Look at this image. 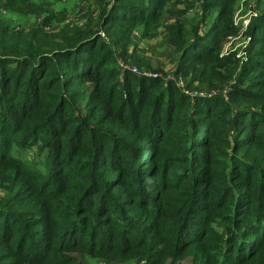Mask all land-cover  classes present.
Segmentation results:
<instances>
[{
	"label": "rangeland",
	"instance_id": "374dc122",
	"mask_svg": "<svg viewBox=\"0 0 264 264\" xmlns=\"http://www.w3.org/2000/svg\"><path fill=\"white\" fill-rule=\"evenodd\" d=\"M138 1L143 2L144 6L162 2V7L158 12L152 9L151 13L144 15H137L129 9L116 11L111 19L119 20L113 22L109 29H100L99 8L89 0H0L2 66L8 68L12 61L7 59L15 60L4 54L22 52L14 48L15 40L20 46L32 41L38 47H49L54 35L59 37L60 33L72 30L84 34L94 32L95 37H99L97 40L103 42L109 61L100 65L99 74L110 73L111 80L101 81L92 77L82 85L79 97L74 100L77 116L84 117L90 111H95L92 119L94 128L98 126V121L110 114L115 117L120 114L127 124L111 121L115 133L124 134L129 142L136 138L137 144L144 146L150 137L154 139L156 133L147 129L152 118L151 108L132 103V113L124 112L130 103L125 90L118 86L137 79L147 87L159 80L161 85L152 91L153 100L149 105L154 104V98H158L160 92L168 95L165 94L161 114L153 117V120L160 122L158 127L162 131L166 129L171 132V138H168L171 143L162 148L163 157L170 159L165 162L163 159L160 165L157 163L160 167H155L154 171L147 169L145 176L140 178L145 184L144 191L148 192L146 205L127 207L122 221L117 220L118 214L112 215V210L104 213L111 217L110 226L103 228L106 237L97 235L93 241L98 244L100 240L105 244L99 250L104 256L102 259L97 253L89 255L85 248L65 252L64 255L73 258L77 264H237L249 257L248 264H260L264 254V205L256 202L250 205V201L246 204L245 199H240L252 198V193L247 194L243 188L264 183V90L255 88L263 80L259 75L261 68L256 63L262 60L253 55L256 44L251 45L249 35L250 25L258 16L256 11H251V6L256 5L258 0H238L234 4L232 22L235 35L222 37L218 54L219 60L232 59V64L225 63L214 73H207L201 78H198L201 71L215 66V63H204L201 59L190 64L189 73L181 71L182 74H177L182 66L179 59L183 53L172 47L171 41L183 43L186 39L181 38V34H175L178 23L187 28L188 42L196 40L194 30L202 17L204 20L198 32L200 38L206 40L213 36L216 26L212 25L211 9L206 8L209 0H179L182 1L180 5L175 4L177 0L123 2L131 5ZM153 15L155 19L151 20ZM139 16L150 19L148 25L153 30L146 27L144 20L135 19ZM257 37L262 38L263 32L257 31ZM220 38L217 35L216 39ZM197 51L198 47L195 49ZM250 56L256 60L254 64L249 63ZM247 65L252 66L249 67L250 71L246 69ZM68 75L67 72L65 76ZM100 82L103 87L98 91L96 88ZM236 87L240 89L235 90ZM110 91L114 92V96L110 95ZM52 93L56 95L54 91ZM169 96L173 101L168 99ZM54 102L55 99L53 103L47 101V106ZM239 107L248 108L256 115L252 116V120H247L244 115L238 117ZM45 109L50 108L45 106ZM165 111L167 115H164ZM14 118L18 119V115ZM23 122L20 120L19 126L7 121L0 124V155L6 150L5 155L14 171L11 174L9 167L0 163V206L11 197L16 201L18 197L15 195L22 186L24 193L21 201L42 210L38 213L40 225L29 232L41 234V243L45 247H64L60 240L55 241L51 237L47 240L44 234L57 232L53 229V220L68 225L69 219L65 220L57 212H76L77 202L83 198L84 207L79 208L82 215L78 216H88L85 205L89 197L87 199L86 196L89 194L91 197L95 192L88 193L90 179L87 172L76 168L81 163L88 166L89 161L84 154L78 158L82 157L80 161L72 165V161L68 160L67 163V158L54 161L40 142V130L31 129L27 133L24 129L16 133V128H21ZM182 122L185 125H180ZM196 125H199L197 129ZM127 127L133 128V135L126 134ZM205 136L209 139L202 147ZM242 140L245 142L242 143ZM202 155L213 164L205 163ZM157 168L161 170L157 171ZM205 168L213 173L214 187L203 188L200 192H203L202 196L204 192H210L214 199L210 205L202 201L203 205L190 207L187 201L190 195L187 186L189 178L192 173L200 175ZM153 172H157L154 178ZM15 175L19 178L15 189L4 184L3 176ZM104 180L109 183L110 178ZM40 190L44 191L38 197L36 194ZM230 196L239 199L235 201L229 199ZM248 205L253 209L250 213L247 211ZM68 208L73 210L69 211ZM186 216L190 218L187 226L184 225L186 220L183 223ZM33 218L23 217L22 220L30 222ZM90 228L83 240L78 238V243L88 245L92 233ZM58 233L68 235L62 231ZM110 242L116 248L112 252ZM227 248V254L223 255ZM2 249L3 245H0V251ZM253 250L258 252L255 257ZM33 252L34 256L42 253L36 250L29 251L27 255Z\"/></svg>",
	"mask_w": 264,
	"mask_h": 264
},
{
	"label": "trees",
	"instance_id": "16d2710c",
	"mask_svg": "<svg viewBox=\"0 0 264 264\" xmlns=\"http://www.w3.org/2000/svg\"><path fill=\"white\" fill-rule=\"evenodd\" d=\"M94 2L99 8V28L107 29L113 22L118 21V18L111 19L112 15L116 11L122 9H129L137 15H144L149 13L152 9L158 12L162 7V2H156L153 5L144 6V3L138 1L135 4H124L125 0H89ZM166 1V0H164ZM238 0H209L206 5L207 9H211L212 25L216 26L213 36L202 39L198 34L201 28L204 17L200 19L198 27L194 30V41L188 42L187 28L183 27L181 23L175 34H181V38L185 37V41L173 42L172 47L176 48L179 53H183L179 59V65L181 68L177 70V74L182 72H188L190 64L203 60L204 63H215V66H208L201 71L198 78L204 77L207 73H214V70L221 68V65L227 63L232 64V59H218L220 50V41L222 37H230L235 35V29L233 27L232 15L233 6ZM174 2V1H173ZM178 2V3H177ZM177 0L175 4L180 5ZM151 13V12H150ZM143 17V16H142ZM141 16L135 18L136 20H144V24L148 28L149 20H154V15L150 19L142 18ZM123 18H121L122 20ZM143 23V22H142ZM110 28V27H109ZM108 28V29H109ZM249 35L252 38V44H256V48L252 50L254 56L257 59H261L262 62H256L261 68L259 75L263 78L261 82L257 84L255 88L264 90V14L255 19L249 28ZM153 30V28H152ZM257 31L263 32L262 38H255ZM217 35L221 37L216 39ZM94 32H87L86 34L75 32L72 30H66L60 33L59 37L53 36V42L49 47H38L34 45V42L27 41L23 43V46L17 45L15 40V49H21L22 52H15L12 54H4L5 57H12L15 60H10V66H2L0 64V124L7 121L10 124L15 123L20 125V120L24 121L21 128H13L16 133L28 131L31 129H38L41 132L38 137L43 148L50 152L54 161H60L67 158V163L72 161L70 165L77 161L80 155H85L89 161L87 164H78L76 169H82L81 171L87 172V177L90 179V192H95L93 196L86 200V213L88 216L82 215L79 212V208L85 202V199L77 202L76 212H57L60 213L62 218L67 220L68 225H65L63 221L53 220V229L57 230L53 235L44 234L47 240L50 237L53 240H60L64 247L58 246L53 248L45 247L41 243V234L38 232H29L30 229L36 228L40 225L38 213L42 210L36 209L35 206L28 205L22 200V186L19 188V192L15 195L18 197L15 200L12 197L5 201L0 206V245H3L4 250L0 251V264H77V262L70 256H65V252L74 251L76 249L85 248L89 255L97 253L101 259L104 257L100 249L105 246L98 240V244H95V236H105L103 233L104 227H108L111 224V217L106 216V211H111L112 215H116L117 220L122 221L125 217V210L127 207L144 206L146 195L148 192L144 191V183L140 178L145 176L147 169L155 170V167H160L161 161L164 162L169 158L163 157V146L170 144L169 137L171 138V132L164 129L163 131L158 127L160 122H154L153 117H157L161 114V105L163 103L165 92H160V96L156 99L153 105L149 103L153 100V90L158 88L161 83L158 81L150 83L145 87L144 83L138 82V80H129L127 83L121 84L120 88L125 90V95L129 105L124 108V112L132 113L133 104H139L151 108V120L147 124L148 131H156L153 138H149V142L146 145L141 146L137 144L136 138H133L130 142L123 135L115 133V128L110 123L111 121H120V124H127L126 119L120 114L115 117L110 114L104 120L98 121V126L94 128L92 119L94 118L93 110L87 116H77V109L75 108L74 100L79 97L80 89L84 83L90 79L95 78L101 81H110L109 74H99L100 65L108 63V55L106 47L103 42H99V37H95ZM98 39V40H97ZM61 40V42H57ZM211 45H210V43ZM198 47V51L195 49ZM201 47V48H199ZM252 49V48H251ZM201 53V54H200ZM251 53V54H252ZM100 56L99 60L98 57ZM251 56L249 57V63H255ZM222 62V63H221ZM246 69L252 66H245ZM68 72V76H65ZM189 73V72H188ZM197 78V79H198ZM242 82V80H241ZM161 85V84H160ZM103 87L102 82L98 84L96 90L100 91ZM240 87V86H239ZM236 87L235 90L240 89ZM117 88L113 89L116 90ZM159 89V88H158ZM52 91L56 93L53 95ZM52 93V94H51ZM58 95V96H57ZM110 95L114 96V92L110 91ZM168 96V95H167ZM173 97L174 94L171 93ZM171 96L168 99H171ZM31 97V98H30ZM256 98V97H251ZM55 99L56 102L51 106H47V101ZM116 99V98H115ZM136 100V102L134 101ZM199 104V103H198ZM198 104L195 106L198 107ZM49 107V110L45 109ZM242 107L238 108V117L244 115L247 120H252V116L256 113L250 109ZM245 113V114H243ZM168 112L165 111L164 115ZM18 115V119L14 118ZM18 121V122H17ZM13 122V123H12ZM250 122V121H249ZM180 125H185L182 122ZM4 127V126H3ZM199 125L195 126L197 129ZM237 127H240L237 126ZM144 130H147L143 128ZM3 132V130H1ZM133 128H125L126 134L133 135ZM141 133L138 132V135ZM143 133V132H142ZM209 139L205 136L202 140V147L206 146V140ZM241 141V140H240ZM245 142L242 140V143ZM140 143V142H139ZM141 144V143H140ZM181 149V148H179ZM6 150L0 155V163H5L9 168L10 173H14L11 162L6 157ZM190 155H192L190 153ZM203 156V155H202ZM199 157V156H198ZM204 157V156H203ZM205 158V157H204ZM69 160V161H68ZM158 163V164H157ZM205 163L212 165L213 162L205 158ZM157 168V171H160ZM15 168V172H16ZM157 172H153V178ZM213 173L204 171L199 173H192L189 178L190 181L187 184L190 195L187 197V201L191 206L203 205L202 201H206L208 205L213 201L214 197L210 192H200L201 189L209 187L213 188L212 182ZM7 178V179H6ZM104 178H110L109 183ZM4 184L12 186L15 189L18 185V179L12 176H3ZM1 179V180H2ZM2 183V185H4ZM131 185L127 188L128 185ZM148 186V185H146ZM248 187V186H247ZM248 193H252L250 200L247 197L245 199L246 204L248 201L256 202L259 205H264V183L258 182L249 186V188H243ZM44 190L37 192L39 197L40 193ZM245 193V192H244ZM246 194V195H247ZM21 197V198H20ZM88 199V198H87ZM229 199L239 198L236 196H230ZM76 202V201H75ZM230 203H234L231 202ZM212 206V205H211ZM144 209V208H143ZM69 211L73 208H68ZM248 213L253 211L251 206L248 205ZM55 213V214H57ZM79 213V214H78ZM44 214V213H43ZM104 214V215H103ZM34 218L29 222H24L23 217ZM30 219V218H29ZM190 218L184 217L183 223L188 225ZM33 224V225H32ZM32 225V226H31ZM91 226V228H90ZM88 227L92 231L89 237L88 245L78 243V238L82 240L87 234ZM68 230V231H65ZM50 230H47L49 232ZM58 231L67 232L68 235H60ZM70 231V232H69ZM44 233H46L44 231ZM82 233V234H81ZM53 236V237H52ZM40 237V238H36ZM49 237V238H48ZM108 238V236H107ZM37 239L39 243L37 242ZM40 239V240H39ZM66 243V244H65ZM111 244V242L109 243ZM67 245V247L65 246ZM114 244L109 245L110 251H114L116 248ZM42 251L39 256H34V252L27 255L29 251ZM28 251V252H26ZM228 252L224 250L226 255ZM258 252L252 251V255L255 257ZM248 257V256H247ZM251 258V257H249ZM249 258L245 261L238 262L237 264H248ZM263 261L260 264H264V254L261 256ZM16 260V261H14ZM241 260V259H240ZM238 260V261H240ZM249 260V261H248ZM9 261V262H8Z\"/></svg>",
	"mask_w": 264,
	"mask_h": 264
},
{
	"label": "crops",
	"instance_id": "0c3cea01",
	"mask_svg": "<svg viewBox=\"0 0 264 264\" xmlns=\"http://www.w3.org/2000/svg\"><path fill=\"white\" fill-rule=\"evenodd\" d=\"M248 9V8H247ZM256 11L257 13V18H259L260 16H262L264 14V0H258L256 5H252L251 6V11ZM250 12V11H249Z\"/></svg>",
	"mask_w": 264,
	"mask_h": 264
}]
</instances>
